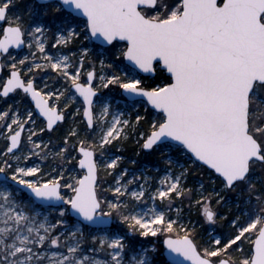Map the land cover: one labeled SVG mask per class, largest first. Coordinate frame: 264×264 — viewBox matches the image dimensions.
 I'll list each match as a JSON object with an SVG mask.
<instances>
[{
    "label": "snow or ice",
    "instance_id": "snow-or-ice-1",
    "mask_svg": "<svg viewBox=\"0 0 264 264\" xmlns=\"http://www.w3.org/2000/svg\"><path fill=\"white\" fill-rule=\"evenodd\" d=\"M0 264H264V0H0Z\"/></svg>",
    "mask_w": 264,
    "mask_h": 264
},
{
    "label": "rangeland",
    "instance_id": "rangeland-1",
    "mask_svg": "<svg viewBox=\"0 0 264 264\" xmlns=\"http://www.w3.org/2000/svg\"><path fill=\"white\" fill-rule=\"evenodd\" d=\"M124 155H125L126 157H129V156L127 155L126 152L124 153ZM132 158H135V157H132ZM149 161H150V158H145V160L142 161V163H149Z\"/></svg>",
    "mask_w": 264,
    "mask_h": 264
},
{
    "label": "trees",
    "instance_id": "trees-1",
    "mask_svg": "<svg viewBox=\"0 0 264 264\" xmlns=\"http://www.w3.org/2000/svg\"><path fill=\"white\" fill-rule=\"evenodd\" d=\"M127 153V155L129 156V157H131L132 156V154H131V151L129 150L128 152H126Z\"/></svg>",
    "mask_w": 264,
    "mask_h": 264
}]
</instances>
